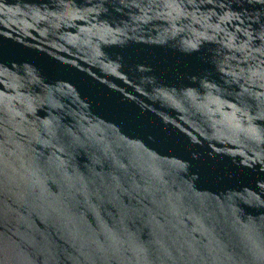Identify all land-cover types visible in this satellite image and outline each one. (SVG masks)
I'll list each match as a JSON object with an SVG mask.
<instances>
[{
  "label": "water",
  "instance_id": "water-1",
  "mask_svg": "<svg viewBox=\"0 0 264 264\" xmlns=\"http://www.w3.org/2000/svg\"><path fill=\"white\" fill-rule=\"evenodd\" d=\"M0 264H264V0H0Z\"/></svg>",
  "mask_w": 264,
  "mask_h": 264
}]
</instances>
